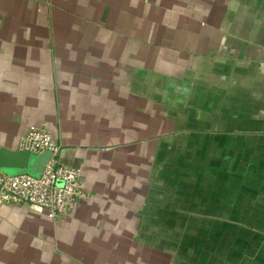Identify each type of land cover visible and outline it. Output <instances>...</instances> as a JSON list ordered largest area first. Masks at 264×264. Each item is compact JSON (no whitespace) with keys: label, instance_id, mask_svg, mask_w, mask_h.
<instances>
[{"label":"crops","instance_id":"obj_1","mask_svg":"<svg viewBox=\"0 0 264 264\" xmlns=\"http://www.w3.org/2000/svg\"><path fill=\"white\" fill-rule=\"evenodd\" d=\"M30 125L84 197L0 205V264H264V0H0V148Z\"/></svg>","mask_w":264,"mask_h":264},{"label":"built area","instance_id":"obj_2","mask_svg":"<svg viewBox=\"0 0 264 264\" xmlns=\"http://www.w3.org/2000/svg\"><path fill=\"white\" fill-rule=\"evenodd\" d=\"M59 149L46 129L30 125L19 141V150L37 154L50 151L51 157L38 177L27 172L0 174V205H38L50 219L55 220L83 198L79 172L59 161Z\"/></svg>","mask_w":264,"mask_h":264},{"label":"water","instance_id":"obj_3","mask_svg":"<svg viewBox=\"0 0 264 264\" xmlns=\"http://www.w3.org/2000/svg\"><path fill=\"white\" fill-rule=\"evenodd\" d=\"M50 157V151L37 154L28 150H11L2 147L0 148V168L17 170L20 173L27 172L38 177Z\"/></svg>","mask_w":264,"mask_h":264},{"label":"rangeland","instance_id":"obj_4","mask_svg":"<svg viewBox=\"0 0 264 264\" xmlns=\"http://www.w3.org/2000/svg\"><path fill=\"white\" fill-rule=\"evenodd\" d=\"M236 155V154H235ZM234 155V156H235ZM236 158L234 157V160H235ZM218 172H219V180H221V178H220V167H219V169H218ZM235 173L237 174L236 175V180H240L241 179V176H242V173H241V170H240V168H236L235 167Z\"/></svg>","mask_w":264,"mask_h":264}]
</instances>
